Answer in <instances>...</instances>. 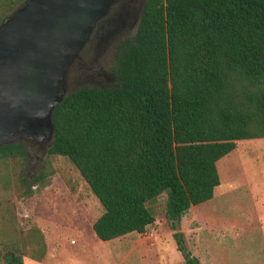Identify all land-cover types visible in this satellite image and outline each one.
<instances>
[{
  "label": "trees",
  "instance_id": "1",
  "mask_svg": "<svg viewBox=\"0 0 264 264\" xmlns=\"http://www.w3.org/2000/svg\"><path fill=\"white\" fill-rule=\"evenodd\" d=\"M22 1L0 0V23ZM138 18L113 54L117 86L70 92L53 112L48 155L67 158L98 200L96 239L143 234L165 194L177 251L200 264L181 218L213 198L216 164L237 141L264 138V0H149ZM39 146H3L0 159ZM24 256L14 241L0 264Z\"/></svg>",
  "mask_w": 264,
  "mask_h": 264
},
{
  "label": "rangeland",
  "instance_id": "2",
  "mask_svg": "<svg viewBox=\"0 0 264 264\" xmlns=\"http://www.w3.org/2000/svg\"><path fill=\"white\" fill-rule=\"evenodd\" d=\"M143 1H124L123 24L109 23L111 14L102 23L105 30L94 32L69 91L106 86L103 75L114 76L109 44L132 38ZM246 143L237 141L236 152L217 162L221 185L213 198L181 218L185 246L200 264H264V140ZM234 154L239 166L227 162ZM165 203L163 194L150 206L155 222L143 234L101 242L92 225L102 208L79 172L67 158L31 147L24 158L0 159V262L16 241L25 252L24 264L40 257L44 245L50 254L44 264H185Z\"/></svg>",
  "mask_w": 264,
  "mask_h": 264
},
{
  "label": "water",
  "instance_id": "3",
  "mask_svg": "<svg viewBox=\"0 0 264 264\" xmlns=\"http://www.w3.org/2000/svg\"><path fill=\"white\" fill-rule=\"evenodd\" d=\"M124 1L23 0L0 23V147L30 140L48 154L74 68L97 23Z\"/></svg>",
  "mask_w": 264,
  "mask_h": 264
},
{
  "label": "flooded vegetation",
  "instance_id": "4",
  "mask_svg": "<svg viewBox=\"0 0 264 264\" xmlns=\"http://www.w3.org/2000/svg\"><path fill=\"white\" fill-rule=\"evenodd\" d=\"M130 0H127L126 1V3H128ZM126 3H124V4H126ZM123 4V6L124 7H127V6H125ZM122 5H118L117 7H115V8H113L112 9V11H110V13L105 17V18H103L102 20H100L98 23H97V25H96V27H95V29H94V31H93V34H94V32L96 31V30H98V29H100V31H104L105 29H104V26L102 25V23L104 22V20L106 19V18H108L109 17V15H111L112 14V17H111V20L109 21V23H112V22H114V23H116V19H117V21L119 20V22H121V24H123V16L124 15H126V13L127 12H125V13H122V11H121V9H120V7H121ZM141 11V10H140ZM140 14V13H139ZM138 19V18H137ZM136 23H137V20L135 21V23L133 24V29L136 27ZM131 31H132V29H131ZM92 34V35H93ZM128 36H130V35H128ZM124 40L123 39H113V41L109 44V46L113 49V54H114V52H115V49H116V47L121 43V42H123ZM102 42H107V38H104V39H102L101 40V43ZM113 54H112V58H113ZM103 78H104V81L106 82V86L105 87H112V86H117V79H116V77L115 76H112V75H103ZM42 150H43V147L44 146H39ZM43 154H44V150H43Z\"/></svg>",
  "mask_w": 264,
  "mask_h": 264
},
{
  "label": "crops",
  "instance_id": "5",
  "mask_svg": "<svg viewBox=\"0 0 264 264\" xmlns=\"http://www.w3.org/2000/svg\"><path fill=\"white\" fill-rule=\"evenodd\" d=\"M257 140V141H256ZM262 140H264V138H262V139H250V140H246L247 142H249V143H246V145H248L249 146V144L251 143V142H253V143H256V142H260V141H262ZM241 141H245V140H241ZM236 146H237V144H236ZM237 149V147L231 152V153H235L236 150ZM230 153V154H231ZM229 155V154H228ZM227 155V156H228ZM226 157V156H225ZM238 160H239V162H238ZM230 165L232 164V165H236V166H239L238 164L240 163V157L239 158H237L236 156H235V154L233 155V156H230V158H228V161H227ZM221 185V184H220ZM218 187V186H217ZM216 187V188H217ZM215 188V189H216ZM215 189H214V194H215ZM260 216V215H259ZM262 226V225H261ZM82 250H84V248L82 249ZM49 249L46 247V250H45V254H44V256L38 261V258H34V261H31L30 259H28V261H29V264H44V263H46V261H48V259H49ZM24 257H26V255L24 256ZM24 257H23V264H24ZM90 261H93V258H91L90 259Z\"/></svg>",
  "mask_w": 264,
  "mask_h": 264
}]
</instances>
